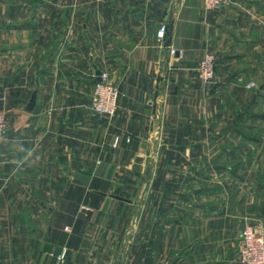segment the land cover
Here are the masks:
<instances>
[{
	"label": "crops",
	"instance_id": "1",
	"mask_svg": "<svg viewBox=\"0 0 264 264\" xmlns=\"http://www.w3.org/2000/svg\"><path fill=\"white\" fill-rule=\"evenodd\" d=\"M105 70L111 118L91 108ZM0 112V264H242L264 223V0H0ZM239 118L247 147L225 140Z\"/></svg>",
	"mask_w": 264,
	"mask_h": 264
},
{
	"label": "built area",
	"instance_id": "2",
	"mask_svg": "<svg viewBox=\"0 0 264 264\" xmlns=\"http://www.w3.org/2000/svg\"><path fill=\"white\" fill-rule=\"evenodd\" d=\"M234 0H205V7L218 8L228 5ZM167 25L161 24L158 28L157 38L162 43L166 39ZM172 54L176 52L171 48ZM197 75L200 80L210 83L216 75V56L212 51H207L200 60L197 68ZM120 90L115 81L111 78L109 71H102L94 86L91 100L92 110L105 117H113L119 107ZM8 121L4 113L0 112V142L4 139ZM121 136L114 138V145H118ZM68 229V226L66 227ZM239 259L242 264H264V223H252L247 221L237 239ZM65 251L58 255L56 264H63Z\"/></svg>",
	"mask_w": 264,
	"mask_h": 264
},
{
	"label": "rangeland",
	"instance_id": "3",
	"mask_svg": "<svg viewBox=\"0 0 264 264\" xmlns=\"http://www.w3.org/2000/svg\"><path fill=\"white\" fill-rule=\"evenodd\" d=\"M248 84H249V96L252 95V92H255L256 90L259 92V89L255 88L256 87L255 82L250 81ZM258 109L260 110V108H258ZM244 110H249V103L248 102L247 103L242 102V104L238 105V107H237L238 113L237 114L239 115V117L244 114ZM238 122H239L238 126L240 129L239 130H232L231 134H229V135L226 134L227 138L225 140L227 142L229 140L231 143H236V144H238L239 147H241V146L247 147L249 145V135L251 134V132L249 133V121L245 122V120L243 118H239ZM259 130H261V129H259ZM227 133H228V130H227ZM243 188H244V190L247 189L245 186H243ZM143 190H144V188H143Z\"/></svg>",
	"mask_w": 264,
	"mask_h": 264
},
{
	"label": "water",
	"instance_id": "4",
	"mask_svg": "<svg viewBox=\"0 0 264 264\" xmlns=\"http://www.w3.org/2000/svg\"><path fill=\"white\" fill-rule=\"evenodd\" d=\"M100 74H101V72L99 73V75ZM34 104H35V95L32 96V99H31V101L29 103V108H32L34 106Z\"/></svg>",
	"mask_w": 264,
	"mask_h": 264
}]
</instances>
